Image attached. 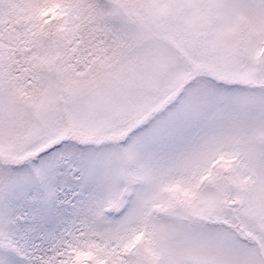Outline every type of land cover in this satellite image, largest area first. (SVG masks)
Instances as JSON below:
<instances>
[{"label": "snow or ice", "instance_id": "obj_1", "mask_svg": "<svg viewBox=\"0 0 264 264\" xmlns=\"http://www.w3.org/2000/svg\"><path fill=\"white\" fill-rule=\"evenodd\" d=\"M0 264H264V0H0Z\"/></svg>", "mask_w": 264, "mask_h": 264}]
</instances>
